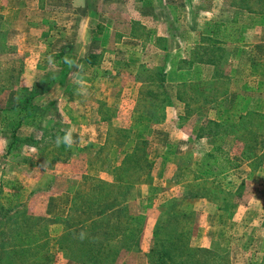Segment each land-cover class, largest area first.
<instances>
[{
    "label": "rangeland",
    "instance_id": "1",
    "mask_svg": "<svg viewBox=\"0 0 264 264\" xmlns=\"http://www.w3.org/2000/svg\"><path fill=\"white\" fill-rule=\"evenodd\" d=\"M234 1L211 0L210 11H206L200 0H155L150 10L154 16L151 26L161 32L167 18L168 29L176 37L173 47L179 48L203 41L196 31L198 17L213 15L209 21L212 23L215 18L228 22L237 16L242 28L238 41L248 47H241L240 62L246 60L248 64L252 60L249 65L254 69L248 73L257 77L250 92L264 98V84L256 83L264 77V14L238 10L232 6ZM54 2L50 0L51 6L45 8L51 13H31L27 8V14H22L21 5L27 6V0H0V264H94L78 255L79 250H86L82 243L102 239L106 229L110 235L108 230L119 226L116 220L122 214L107 211V199L101 204L106 210L105 229L95 232L91 226H81V231L72 234V225L87 217L80 211L72 212L73 199L77 195L101 201L104 195L100 196L101 190L95 187L99 182L112 184L111 188L99 186L111 192L107 195L116 192V171L138 137L148 140L151 171L147 176L133 169L123 172L129 179L139 180L124 206L127 214L136 218L133 233L136 230L137 245L126 250L120 247L121 240L112 242L118 248L113 264H148L152 230L169 217L174 221L173 210L180 212L179 219L188 226L184 235L192 248L208 244L206 249L217 250L212 264H264V117L262 125L258 123L254 157L246 161L241 157L242 144L224 132L216 137L196 138L200 132L204 134L208 121L224 123L228 133L234 132L236 128L230 126L238 122L239 100L233 102V109L232 105L220 114L209 110L215 107L205 106L199 115L192 114L186 120L168 117L165 126L161 122L162 110L157 111L158 124L154 127L142 123V118L117 114V109L103 100L108 98L104 94L109 92L110 79L117 77L128 84L139 77L136 66L126 67L120 62L118 48L129 50L131 62H143L140 66L147 73L157 71L155 66L161 59L153 53L152 60L146 61L149 58L130 46L133 42L122 39L131 30L119 0L106 1L115 19L110 38L96 42V50L105 46V62L109 63L98 70H72L68 85L60 87L56 84L59 70L49 62L46 52L56 51L63 44L72 45V24L76 21H72V0ZM250 4L256 8L254 0ZM83 17L80 15L79 23ZM143 27H135V33L142 35ZM42 34L50 38L46 37L39 46ZM226 48L230 52L231 48ZM188 49L189 53L191 47ZM75 76L76 81H85V89L90 85L86 94H78V88L72 87ZM241 84L227 83L229 89H238ZM146 87L142 85L140 91ZM219 87L224 89L226 85ZM111 88L110 100L116 92L122 93L123 86L113 83ZM164 89L168 94L176 92V86ZM22 106L27 108L20 109ZM138 106L145 110L148 103L140 100ZM56 123L63 132L61 137L71 130V148L57 146ZM14 129L21 138L32 136L35 144L22 145L17 150L19 156L13 159L6 150L9 133ZM239 135L243 136L241 130ZM217 145L224 148L231 162L225 172L209 170L202 164L203 154ZM182 212L186 214L183 218ZM15 244L22 246L17 248ZM16 250L21 251L19 259L12 256Z\"/></svg>",
    "mask_w": 264,
    "mask_h": 264
},
{
    "label": "trees",
    "instance_id": "2",
    "mask_svg": "<svg viewBox=\"0 0 264 264\" xmlns=\"http://www.w3.org/2000/svg\"><path fill=\"white\" fill-rule=\"evenodd\" d=\"M200 1L206 5V11H210L212 5L211 0ZM232 6L238 10H244L251 14H264V0H254V6L256 8H252L250 0H235ZM241 34L242 28L237 16H234L228 22L216 21L213 24L211 35L203 37L201 43L190 49L188 59L186 58L182 61L184 67L192 66L195 63H203L212 65L214 70L210 80L179 84L176 86L174 95L180 104L178 106L183 109L181 115L178 116L179 119L186 120L192 114L199 115L202 111V107L205 106H213L219 111L229 108L231 98L227 83L230 82V79L225 73V70L228 65L230 52L226 47L237 42ZM169 35L171 38L174 37V32L171 29H169ZM171 43V40L167 43L163 42L162 47L164 49L170 47ZM66 56L73 61L72 48L70 46L63 47L58 53L50 54L51 64L59 70L56 84L60 87L62 85H68L69 75L72 73V66H69V64L64 61V57ZM89 60L91 62V59ZM91 64H93V62ZM143 68L144 66L138 68L139 72L137 76L139 77L137 78L147 84V89L145 88L140 91V100L148 103V107L145 108V110L141 108V110L145 111L150 116L153 123H156L159 105L161 103L172 105L170 100L171 94H168L164 89L166 75L163 72L164 68L148 73L143 70ZM223 85H226V88L221 89L219 86ZM25 108L27 107L22 106L20 109ZM263 117L264 114L250 109L246 111L245 114L239 115L238 122L230 126L236 128L235 131L229 133L224 129V123L219 121H208L205 129L203 128L205 131L204 134L200 132V134L196 135V138L201 139L202 137L208 136L216 137L220 132H224L235 139V141L242 144L243 150L241 157L243 160L247 161L249 158L254 157L252 152L256 147L259 129L258 123L261 124L263 122ZM56 124L55 134H63V132L59 131L61 128L60 124ZM240 130L243 132V136L239 135ZM16 131L17 129H14L9 133L8 138L10 142L6 150V153L12 156L13 159L19 156L17 150H19L22 145L32 146L35 144L32 136L21 138L16 135ZM147 146L148 140L145 138L138 137L137 140L134 141V145L131 148L132 150L122 159L121 165L116 171L114 186L117 191L112 195H107L111 193L110 191L103 190L106 187L111 188L112 184L99 182L98 185L103 189L97 185H95V187L101 190L99 195H104L105 199L103 198L99 201L100 199L90 196L81 198L76 195L74 197L72 212L77 210L80 211L79 213H82V215L85 213L87 217L78 220L75 224L76 226L74 225L75 227L72 225V234H77L78 231H81L79 229L81 226H83V228L85 226H91L92 229L95 228V232L103 228L105 229L107 224V219L105 218L106 210L101 204L107 199H110V204L106 208L107 211L116 210L122 214L121 218L116 220L119 226H113L114 229L108 230V232H111L110 235L107 233L106 229V231L104 230V237L102 239H96L95 243H93V239H89L88 241L84 240L85 243H82V245L86 250H79L80 253L78 254L84 261H91L94 264H113L118 256V248L116 247L115 249V246L112 245V242L115 240H121L122 244L120 247L126 250L132 247L136 248V230L133 233L136 218L129 216L124 206L127 203V199L136 181L139 180H131L129 177H126L123 172H129L130 169H133L139 171V173L142 172L143 175H149L152 162L147 155ZM202 164L209 170L218 172H225L231 167V162L221 145L213 146L211 150L204 153L202 156ZM171 212L173 213L172 217H175L174 221L169 217L166 223H156L152 230L153 245L149 253L146 254L148 264H212L211 262H213L215 254L218 253L216 252L217 250L192 248L184 235V232L188 231L189 228L179 219L180 212H176L175 210ZM180 216L183 218L186 214L182 212ZM65 237L66 235H64L62 239ZM100 241L102 243H100ZM15 246L21 248L22 245L15 244ZM12 256L19 259L21 257V251H14ZM208 260H210V262H208Z\"/></svg>",
    "mask_w": 264,
    "mask_h": 264
},
{
    "label": "crops",
    "instance_id": "3",
    "mask_svg": "<svg viewBox=\"0 0 264 264\" xmlns=\"http://www.w3.org/2000/svg\"><path fill=\"white\" fill-rule=\"evenodd\" d=\"M24 1V0H23ZM28 5L24 6L21 5V12L22 14L28 12L29 8L31 13H37V11L45 12V13H51V11L46 10L45 8L50 5V0H27ZM54 2V0H52ZM108 0H96V3L92 4L93 2L91 0H72V21L78 22L76 25L75 23L72 24V56H73V66L72 70L75 73V70L80 69H86V70H98L99 68H103V65H106L105 62V54H106V48L105 46H99V49L96 50L98 41L103 42V39L110 38L111 28L114 23V16L115 13L110 12L107 2ZM56 3V2H54ZM119 3L122 4L123 10L122 12L125 14L127 25L130 28V32L128 33V37H122V39H126L127 41L133 42L130 46H132L134 49L138 48V54L142 55L143 57L149 58L146 61H151L153 58L152 55H156V57H161L160 62L154 67L157 70H161L164 68V74L165 75V82L164 85H170V87L178 86L179 84H189L194 82H203L211 79V76L213 74L214 67L209 64H203V63H195L192 66H186L184 67L182 64V61L186 58L188 59V48H193L195 45H187V46H180L179 48L173 47V39L176 37L171 38L169 35V29L167 26V23L165 21H168L167 18H165L164 23V29L161 32H158L157 30H154L151 26V23L154 21V16L150 13L151 8L156 3L155 0H119ZM45 6V7H44ZM121 6V8H122ZM44 7V9H42ZM127 7V10H124V8ZM127 13H126V12ZM132 12V13H131ZM79 14V18L77 15ZM85 16L83 17V15ZM80 15L83 17V19L80 21ZM209 15L208 13L204 14L202 18L196 19L195 24L198 26V34L201 37H207L211 35V30L213 27V24L218 21L216 18L210 23V19L213 15H211L210 18H206ZM94 18L93 20L95 22L91 21V17ZM75 18V19H74ZM151 20L150 23H145V21ZM144 26V33L142 35H139L135 33V27L138 25ZM82 26V27H81ZM134 29V30H132ZM82 36V38H81ZM50 38V35L42 34L37 39V43L39 46H42V41L44 39ZM170 42L172 41L171 46L167 48H163V42ZM97 42V43H96ZM247 43V42H246ZM246 44L241 43V41H237L233 44L228 45L227 47H230V57L228 61V65L226 67V72L228 77H230V81L232 84H236L238 81L241 82V86L239 88H230V98L231 101L229 103L230 106L233 105L234 101L239 100L240 102V108L238 112V115L245 114L246 111L253 109L257 112H260L261 114H264V104L262 103V100L264 98L262 97H256L252 95L253 93L250 92L251 86H253L254 79L257 76H252V73H248L250 70L254 69L253 66L251 67L249 64L252 63V60L246 64V60L243 65L242 62H240L241 59V50L244 47L247 49L248 47L245 46ZM70 46L69 44H63L58 48V50L53 51L49 50V52H46L48 58H50L51 53H58L63 47ZM70 46V47H71ZM150 46V47H149ZM241 48V49H240ZM95 49V50H94ZM132 50L135 52V50ZM150 49V51H149ZM187 49V50H186ZM240 49V50H239ZM239 50V51H238ZM238 51V52H237ZM118 54L121 55V61L125 64L126 67L136 66L137 68L142 65L143 62H137L134 60V62H131L128 58L129 50H126L125 48H118L117 50ZM178 54L174 57L173 54ZM77 54V55H76ZM146 54V56L144 55ZM90 57V58H89ZM93 57V58H92ZM91 59V62L90 60ZM119 59V58H118ZM126 59V60H125ZM79 60V61H78ZM93 62V64H91ZM137 62V63H136ZM248 65V66H247ZM244 67V68H243ZM250 68V69H249ZM244 70V73H243ZM74 73V74H75ZM92 73V72H91ZM77 76H75L74 80L72 78V87L78 88L79 85L76 81ZM264 84V77L262 80H256V83L261 82ZM113 83H119L122 84L123 88H121L122 93L114 95L113 99L110 100V92L112 90L111 86ZM110 87L109 92L106 94L105 90L106 88L102 89V91L105 93L104 95H107V99H103L107 102V105L109 107H114V109H117V114L120 116H129V117H137L142 118V123L152 125L153 127L158 123H153V120L150 118V116L143 110H141L140 106H138L140 101V89L141 86L146 84L143 81L138 80L137 78L132 79L130 83H126V81H122V79L119 81L117 77L114 79H110ZM89 86L86 88L89 89ZM127 86H130V90L132 89L131 93H128L129 88ZM87 92V91H86ZM175 93L170 95V100L172 102V105H166V104H160L158 107V110H162V121L164 122L163 125L165 126L168 122V117L178 118L179 115H181L183 109L180 108L179 102L176 100V97L174 95ZM174 95V96H173ZM128 96V99H127ZM115 102V103H114ZM131 103V104H130ZM128 104V105H127ZM130 104V105H129ZM235 104V103H234ZM126 105V106H125ZM176 106L178 108H176ZM229 106V109H230ZM234 108V105L231 109ZM211 112L214 114H220L222 111H219L216 108H209ZM181 111V112H180ZM196 116V115H193ZM160 122V124H162ZM172 126L174 124L171 123ZM144 125L142 126V128ZM179 129H177V128ZM176 129L179 131L180 127L176 125ZM202 239V238H201ZM199 247L209 248L210 245L208 244H201Z\"/></svg>",
    "mask_w": 264,
    "mask_h": 264
},
{
    "label": "clouds",
    "instance_id": "4",
    "mask_svg": "<svg viewBox=\"0 0 264 264\" xmlns=\"http://www.w3.org/2000/svg\"><path fill=\"white\" fill-rule=\"evenodd\" d=\"M64 61L69 64V66H73V61L70 60L67 56L64 57ZM52 62L51 59L49 61ZM79 87L77 89L78 94H86V89L84 88L85 81L83 79H79L77 81ZM83 85V87L81 86ZM63 144L66 148H71L73 145V139H72V132L71 130L65 131V134L61 137L59 134L57 135V146ZM83 238V236H81Z\"/></svg>",
    "mask_w": 264,
    "mask_h": 264
}]
</instances>
